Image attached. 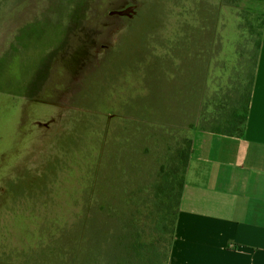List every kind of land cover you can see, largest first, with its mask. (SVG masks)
I'll return each instance as SVG.
<instances>
[{
  "label": "rangeland",
  "instance_id": "374dc122",
  "mask_svg": "<svg viewBox=\"0 0 264 264\" xmlns=\"http://www.w3.org/2000/svg\"><path fill=\"white\" fill-rule=\"evenodd\" d=\"M184 1L91 0L86 18L76 24L75 29L70 28V39L64 45L60 42L56 45L55 35L48 33L50 26L55 28L54 23L47 25L46 34L36 33L41 36L36 40L38 49L44 52L46 47L49 48V56L45 57L48 60L45 62L44 85L38 96L41 101L18 107L20 118L14 130L0 141V264L23 262L24 248L16 236L15 216H22L20 221L29 226L37 223L38 226L33 227L38 228L43 218H58L63 214L68 216L64 221L70 224L73 213L85 208L84 201H77V197L83 194L81 183L92 185L95 182L109 125L128 136L137 134L135 129L129 132V123L141 124L138 128L157 125L181 133H185L186 128L195 127L197 89L165 87L162 71L156 72L162 76V81L149 79L148 75L155 71L153 65L160 47L148 62L143 58L146 52L139 48L143 38L145 43L153 41L162 46L163 41L155 36V32L164 26L168 28L166 33L171 29L181 12L174 4H183ZM196 3L204 6L217 1L197 0ZM242 4L247 9L253 7L251 0H244ZM133 5L138 6L133 19L110 15ZM201 11L206 16V9ZM212 11L213 8L211 15ZM184 32L189 30L179 31ZM62 35L59 28L57 37ZM214 40L213 37L208 52V71ZM104 46H107L106 52L102 51ZM97 62L99 64L95 66ZM167 66L172 68L171 63ZM141 70L145 74L142 81L134 92L128 94L125 106L116 108L117 97L138 81L137 74ZM95 73L97 78L91 80ZM198 81L197 77L195 82ZM18 114L11 100L0 98L3 128L7 122L14 123L11 117ZM51 120L55 121L50 123ZM48 123L47 127L42 126ZM87 132L89 135L82 146L85 148L77 154L76 133L83 135ZM49 168L55 169L44 186L46 192L37 189L33 195L24 192L17 196L13 186L21 188L24 185L16 182L37 178L40 182ZM89 205L90 201L86 210ZM58 221L62 222L59 218ZM30 255L37 256V250L31 248Z\"/></svg>",
  "mask_w": 264,
  "mask_h": 264
},
{
  "label": "trees",
  "instance_id": "16d2710c",
  "mask_svg": "<svg viewBox=\"0 0 264 264\" xmlns=\"http://www.w3.org/2000/svg\"><path fill=\"white\" fill-rule=\"evenodd\" d=\"M243 1L221 0L198 123L202 131L231 137L244 134L264 27V15L243 8ZM174 5L182 9L183 4ZM137 7L129 19L136 15ZM166 30L164 26L155 36L164 41ZM144 40L139 48L146 52L143 58L148 62L161 46ZM106 50L104 46L102 51ZM95 74L91 80L97 78ZM137 75L138 81L117 97L116 108L125 106L128 94L135 91L145 74L141 70ZM140 125H127L129 132L137 131L135 136L121 134L123 131L109 125L95 182L81 183L83 194L77 201H84L85 208L73 213L70 224L63 214L58 216L62 222L43 218L34 228L37 223L29 226L20 221L22 216H15L16 236L24 248L22 264H169L191 137L188 131L181 133L157 125L138 128ZM87 134L76 133L77 154L85 148ZM54 169L49 168L40 182L38 178L19 180L16 184L24 187L13 186V190H17V196L24 192L33 195L37 189L45 191ZM31 248L37 250V256L30 255Z\"/></svg>",
  "mask_w": 264,
  "mask_h": 264
},
{
  "label": "crops",
  "instance_id": "0c3cea01",
  "mask_svg": "<svg viewBox=\"0 0 264 264\" xmlns=\"http://www.w3.org/2000/svg\"><path fill=\"white\" fill-rule=\"evenodd\" d=\"M216 1L204 6L197 0L184 1L155 58V71L148 75L154 82L162 81L156 73L162 71L165 87L197 89L195 127L185 129L191 155L169 264H264V27L243 136L198 129L208 52L222 7L221 0ZM251 1L248 10L264 15V2ZM90 2L0 0V98L11 100L17 114L23 104L41 101L49 48L38 49L41 36L36 33L46 34L47 25L54 23L48 33L55 35L56 45H64L70 28L86 18L91 5L85 3ZM59 28L63 35L57 37ZM182 29L189 32L179 33ZM19 118L20 113L12 116L14 123L4 128L0 123V141L11 135Z\"/></svg>",
  "mask_w": 264,
  "mask_h": 264
},
{
  "label": "water",
  "instance_id": "95a60500",
  "mask_svg": "<svg viewBox=\"0 0 264 264\" xmlns=\"http://www.w3.org/2000/svg\"><path fill=\"white\" fill-rule=\"evenodd\" d=\"M136 6H130L126 8L125 10L122 11H114L111 12L110 15H118V16H131L132 14L135 13ZM47 124H43L42 126H46Z\"/></svg>",
  "mask_w": 264,
  "mask_h": 264
},
{
  "label": "flooded vegetation",
  "instance_id": "af4514ba",
  "mask_svg": "<svg viewBox=\"0 0 264 264\" xmlns=\"http://www.w3.org/2000/svg\"><path fill=\"white\" fill-rule=\"evenodd\" d=\"M86 1H87V0H85V2H86ZM85 4H89V3H85ZM128 7H130V6H128ZM128 7H127V8H128ZM121 17H127V18H129L128 16H121Z\"/></svg>",
  "mask_w": 264,
  "mask_h": 264
}]
</instances>
